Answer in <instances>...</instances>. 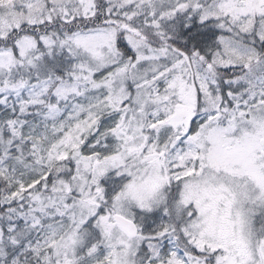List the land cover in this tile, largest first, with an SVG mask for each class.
<instances>
[{"label": "snow or ice", "instance_id": "snow-or-ice-1", "mask_svg": "<svg viewBox=\"0 0 264 264\" xmlns=\"http://www.w3.org/2000/svg\"><path fill=\"white\" fill-rule=\"evenodd\" d=\"M0 264H264V0H0Z\"/></svg>", "mask_w": 264, "mask_h": 264}]
</instances>
